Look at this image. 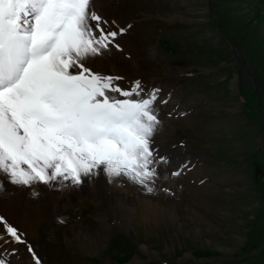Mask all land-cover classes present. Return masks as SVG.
Instances as JSON below:
<instances>
[{
  "label": "rangeland",
  "instance_id": "rangeland-1",
  "mask_svg": "<svg viewBox=\"0 0 264 264\" xmlns=\"http://www.w3.org/2000/svg\"><path fill=\"white\" fill-rule=\"evenodd\" d=\"M91 6L109 30L126 31L120 51L110 46L85 66L123 77L122 89L137 80L144 92L160 89L152 139L167 162L155 165L151 193L119 179L132 205L127 228L106 201L96 205L95 188L72 202L53 187L59 202L18 227L42 264H264V0ZM0 258L32 264L23 245H0Z\"/></svg>",
  "mask_w": 264,
  "mask_h": 264
},
{
  "label": "snow or ice",
  "instance_id": "snow-or-ice-1",
  "mask_svg": "<svg viewBox=\"0 0 264 264\" xmlns=\"http://www.w3.org/2000/svg\"><path fill=\"white\" fill-rule=\"evenodd\" d=\"M125 31L109 30L91 0H0V174L31 197L37 185L78 188L100 175L153 191L155 165L167 162L152 139L160 89L144 92L139 80L122 89L123 77L85 66L110 46L120 51ZM9 243L42 264L26 233L0 214V245Z\"/></svg>",
  "mask_w": 264,
  "mask_h": 264
},
{
  "label": "bare ground",
  "instance_id": "bare-ground-1",
  "mask_svg": "<svg viewBox=\"0 0 264 264\" xmlns=\"http://www.w3.org/2000/svg\"><path fill=\"white\" fill-rule=\"evenodd\" d=\"M9 181L6 175L0 174V184L3 185V192H0V214L4 215L17 227L26 228L32 215L44 216L46 212L51 210L54 204L59 202L55 197L56 192H52L43 186L38 188L41 194L38 197V201L34 202L29 195L31 190L25 186L15 185L11 187L9 186L10 184L8 185ZM120 181L117 179L109 183L103 176L102 181L99 182L94 177L91 182L85 180V185H81L78 188H63L65 189L67 200L72 202L83 199L86 196L85 194L90 191V196H92V189L95 188L97 190V198L95 197L96 199H94L96 205L99 206L101 203L105 204L106 201V204L110 206L109 211L107 210L109 212L108 214L112 218V221L116 222L115 225H123L127 228L128 221L131 217L129 209L132 205L128 200L126 191L120 187ZM101 189L104 191V197L98 193ZM107 195L109 196L107 197ZM67 236L71 237L72 235L68 232Z\"/></svg>",
  "mask_w": 264,
  "mask_h": 264
}]
</instances>
